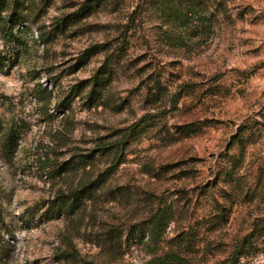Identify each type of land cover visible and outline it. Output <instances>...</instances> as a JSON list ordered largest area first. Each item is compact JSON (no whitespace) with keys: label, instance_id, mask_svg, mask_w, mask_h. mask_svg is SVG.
I'll return each mask as SVG.
<instances>
[{"label":"rangeland","instance_id":"374dc122","mask_svg":"<svg viewBox=\"0 0 264 264\" xmlns=\"http://www.w3.org/2000/svg\"><path fill=\"white\" fill-rule=\"evenodd\" d=\"M3 1L0 264H264V0Z\"/></svg>","mask_w":264,"mask_h":264},{"label":"trees","instance_id":"16d2710c","mask_svg":"<svg viewBox=\"0 0 264 264\" xmlns=\"http://www.w3.org/2000/svg\"><path fill=\"white\" fill-rule=\"evenodd\" d=\"M193 3L192 1L188 2V4ZM7 10V6H5V1L0 0V34H4L5 36L9 35L11 37L14 36L13 29L21 23L20 17H18V12L13 10L9 17L3 16L2 12ZM105 75L97 74L91 80V87L87 98L90 102H97L99 99V94H101L103 89L106 88ZM97 104V103H96ZM150 118L142 119L141 121H147ZM192 124H187L183 127L178 128L177 131L180 134V137H187L195 132V129L192 128ZM135 129L128 132L125 137H130L136 134ZM175 140H173L174 142ZM62 168V167H60ZM73 168V166H69V168L64 169L67 171L68 169ZM104 174H101L99 179H102ZM95 187L92 183L86 185V187L81 188L80 190L74 191L69 195H57L56 199L50 201L52 208H54L57 212H63L66 214L72 213L75 209H77L80 204L79 202L83 198H90L92 196V190ZM169 221L167 220L165 213L158 214L154 217L150 227V237L151 239L157 240L160 239L168 227ZM182 241L188 243L187 238H183ZM249 246V247H247ZM241 244L236 245L234 248L233 255L230 258L215 262L213 264H239V257L245 254V248H249L250 250L253 244ZM245 247V248H244ZM146 264H188V261L185 257L181 256L178 253H166L162 257H157L149 260Z\"/></svg>","mask_w":264,"mask_h":264}]
</instances>
